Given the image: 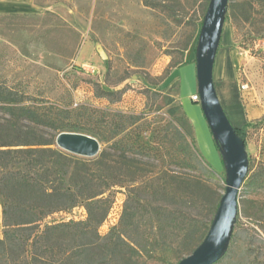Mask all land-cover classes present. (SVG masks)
<instances>
[{
	"label": "trees",
	"instance_id": "obj_1",
	"mask_svg": "<svg viewBox=\"0 0 264 264\" xmlns=\"http://www.w3.org/2000/svg\"><path fill=\"white\" fill-rule=\"evenodd\" d=\"M164 2L143 0L155 11L173 12ZM226 18L237 29L255 28L252 36L264 39V0H229ZM192 24L181 59L165 77L185 65L186 52L195 38L198 42L201 28ZM96 94L115 101L122 91L98 87ZM170 114L159 145L150 147L142 141L149 130L142 114L49 103L0 84V264H146L167 258L178 264L190 255L206 237L223 194L195 173L203 159L182 106ZM250 125L236 129L245 144ZM42 129L52 134L41 135ZM63 131L96 137L101 153L86 159L60 150L55 138ZM156 158L168 161L159 168ZM243 187L264 194V162H249ZM118 188L127 190L119 221L102 235ZM241 203L230 248L218 263L228 260L232 246L244 237L243 261L226 264H264V199ZM77 208L85 211L84 219L51 220Z\"/></svg>",
	"mask_w": 264,
	"mask_h": 264
},
{
	"label": "rangeland",
	"instance_id": "obj_2",
	"mask_svg": "<svg viewBox=\"0 0 264 264\" xmlns=\"http://www.w3.org/2000/svg\"><path fill=\"white\" fill-rule=\"evenodd\" d=\"M35 2L42 8L37 13L0 15V84L49 103L87 104L96 109L142 114L143 121L149 125L142 141L157 147L161 140L159 132L171 121L170 109L180 106L179 80L174 76L177 68L165 76L171 64L181 59L195 29L192 23L201 28V19L207 11L206 0H182V5L175 0H165V5L175 8L173 12L155 11L146 7L143 0ZM254 29L249 25L237 29L226 18L219 48L237 58V81L246 114L252 108L261 111L248 122L251 125L246 139L249 162L257 165L264 162V39H255ZM196 46L195 38L191 47ZM99 47L103 48L107 59L101 58ZM92 67L95 73L91 72ZM123 77H127L126 80L117 84ZM240 83H248L250 87L245 99ZM180 85L182 94L192 85V76L187 70L182 71ZM98 87L122 91V95L116 96L115 101L100 98L96 94ZM198 105L201 109L200 102ZM40 134L50 136L52 131L42 129ZM192 134L195 137L193 128ZM197 138L196 147L203 164L195 173L223 194L224 164L208 124L207 130L198 129ZM160 159L153 160L159 168L163 161H168ZM209 167L218 176L214 177ZM126 192V188L116 189L111 217L102 227V235L118 223ZM243 199L263 200L264 194L246 192L242 186L240 206ZM85 217V211L77 208L70 215H56L51 220ZM241 222L248 226L245 218L241 217ZM243 248L244 237H241L232 246L228 260L218 264L243 261ZM146 264H176V259L150 260Z\"/></svg>",
	"mask_w": 264,
	"mask_h": 264
},
{
	"label": "water",
	"instance_id": "obj_3",
	"mask_svg": "<svg viewBox=\"0 0 264 264\" xmlns=\"http://www.w3.org/2000/svg\"><path fill=\"white\" fill-rule=\"evenodd\" d=\"M229 0H210L196 49V75L200 105L219 148L225 169V192L210 229L201 244L178 264H217L227 254L240 211V191L249 172L245 140L231 124L220 102L214 80L216 57L221 44ZM99 55L107 59L102 47ZM56 146L71 155L93 159L102 150L100 141L89 134L63 131Z\"/></svg>",
	"mask_w": 264,
	"mask_h": 264
},
{
	"label": "crops",
	"instance_id": "obj_4",
	"mask_svg": "<svg viewBox=\"0 0 264 264\" xmlns=\"http://www.w3.org/2000/svg\"><path fill=\"white\" fill-rule=\"evenodd\" d=\"M41 9V6L38 5L35 0H0V15L32 14L37 13L38 10ZM227 34V36H229V33ZM226 41H228V37ZM195 49L196 47L189 48L185 54V65L177 68L174 72V76L179 80V104L182 106L183 111L185 112L189 123L193 128L197 143L198 129L203 128L207 130V121H205V116L203 111H201L202 108L200 109L198 102L192 100L193 95L197 94L198 89ZM237 63V58L232 55V53H228L226 50L222 51L219 48L215 62L214 80L220 102L227 117L236 129H241L253 118H257L261 114V111L258 108H252L250 113L246 114L241 101V95L237 81ZM183 70H187V72H189L192 76V85L185 89L184 94H182V88L180 85V83H182ZM212 146L216 153L213 141ZM2 209V200L0 196V239L3 236Z\"/></svg>",
	"mask_w": 264,
	"mask_h": 264
},
{
	"label": "built area",
	"instance_id": "obj_5",
	"mask_svg": "<svg viewBox=\"0 0 264 264\" xmlns=\"http://www.w3.org/2000/svg\"><path fill=\"white\" fill-rule=\"evenodd\" d=\"M91 72L92 73H95L96 72V69L94 68V67H92L91 68ZM240 89L242 90V93H243V97H244V99L246 98V96H249L248 94H247V92L249 93V91H250V87H249V84L248 83H240ZM192 100L193 101H197V102H200V97H199V95L198 94H195V95H193V97H192ZM77 105V103L75 104V106ZM111 217V214H110V216H109V218ZM109 222V219H108V221L106 222V223H108ZM112 222H110V224H111ZM112 225V224H111Z\"/></svg>",
	"mask_w": 264,
	"mask_h": 264
}]
</instances>
